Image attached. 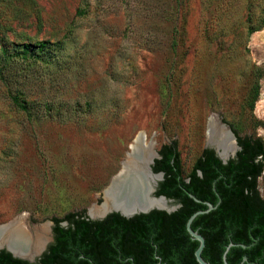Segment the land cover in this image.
I'll return each mask as SVG.
<instances>
[{"label":"rangeland","instance_id":"374dc122","mask_svg":"<svg viewBox=\"0 0 264 264\" xmlns=\"http://www.w3.org/2000/svg\"><path fill=\"white\" fill-rule=\"evenodd\" d=\"M210 117L264 140V0H0V224L87 215L139 132L186 176Z\"/></svg>","mask_w":264,"mask_h":264},{"label":"trees","instance_id":"16d2710c","mask_svg":"<svg viewBox=\"0 0 264 264\" xmlns=\"http://www.w3.org/2000/svg\"><path fill=\"white\" fill-rule=\"evenodd\" d=\"M254 90L256 100L258 85ZM232 131L239 146L234 157L224 163L212 148H203L186 176L175 140L157 150L152 170L163 171L164 178L155 194L177 199L181 206L176 211L152 210L128 218L111 212L98 220L88 219L84 212H70L53 218L56 242L38 261L31 263L0 249V264H129L122 248L129 238L146 242L149 232L158 236L154 238L157 254H132L137 264H199L194 255L198 241L188 233L186 222L195 211L205 210L207 202L213 208L191 222V228L204 238L202 258L224 264L222 254L231 242L227 264H264V198L257 189L264 140ZM62 219L67 220L66 227L57 225Z\"/></svg>","mask_w":264,"mask_h":264},{"label":"bare ground","instance_id":"6f19581e","mask_svg":"<svg viewBox=\"0 0 264 264\" xmlns=\"http://www.w3.org/2000/svg\"><path fill=\"white\" fill-rule=\"evenodd\" d=\"M206 137L207 144L217 147L224 157L236 150L229 130L215 117H210L207 121ZM153 156L154 141H147L143 132H139L130 144L120 170L113 176L112 183L103 189V202L91 207L90 211L88 209L89 213L98 216L111 208L129 211L137 207H165L163 200L149 196L158 178L148 171ZM49 225V222L31 225L24 215L16 216L0 224V244H5L26 257L34 256L49 239Z\"/></svg>","mask_w":264,"mask_h":264},{"label":"water","instance_id":"95a60500","mask_svg":"<svg viewBox=\"0 0 264 264\" xmlns=\"http://www.w3.org/2000/svg\"><path fill=\"white\" fill-rule=\"evenodd\" d=\"M228 130H229V129H228ZM229 132H230V134L232 135V137H233V139H234V143H235V145H236V150H235V152H234L233 154L229 155V156H225V157L222 156V155L220 154V152H219V150H218L217 147H215V146H213V145H209V144H207V141H206V144L208 145V147H209V148H212V149L214 150L216 156H217L218 158H220V159L222 160V162H224V163L227 162L230 158L234 157L235 154H236V151L239 149V146L237 145V141H236V138H235L233 132H232L231 130H229ZM158 157H159V154H158L157 151H155V156H153V157L151 158V165L149 166V170H148V171L150 172V174H153V175H157V176H158L157 180L155 181V187L152 189V191L150 192L149 196H150L151 198H155V199H158V198H159V199L163 200V202H164V204H165V207H166V206H167V205H166V201L168 200V198H167L166 196L162 195V194L155 195L156 185H157L158 181L162 180V178H163V172H154V171L152 170V168H151L152 164L154 163V159H155V158H158ZM111 183H112V178L110 179V183H109V185H110ZM190 196L193 197L195 200L198 201V199L195 198L193 195L190 194ZM102 202H103V196H102V201H101L99 204H101ZM206 204H207V208H206L205 210H197V211H195L194 213H192V214L189 216V218H188V220H187V222H186V229H187L188 233L190 234V236H191L193 239H196V240L198 241V246H197V248H196L195 251H194V255H195V258H196V260H197V262H198L199 264H210V263L207 262V261H205V260L202 258V256H201V251H202V249H203V247H204V238H203V236H202L201 234H199L197 231H195V230H193V229L191 228V222H192L193 218H194L197 214H200V213L206 212V211L210 210L211 208H213V205H212L211 203L207 202ZM165 207H159V206H148V207H144V208H138V207H137V208H133V209H131V210H129V211H123V210H120V209H118V208H111V209L105 210L102 214H100V215H98V216H92V215L89 213V211L87 210V216H88L89 218H91V219H102L103 217H105L106 215H108V214L111 213V212H117V213H119L120 215H122V216H124V217H131V216H133V215H135V214H139V213H147V212H149V211L152 210V209H166ZM166 210L168 211L169 208H167ZM45 245H46V244H45ZM231 245H233V243L230 242V243L226 246V248H225V250H224V252H223V254H222V259H223L224 264H227V261H226V253H227V251H228V249H229V247H230ZM0 249H5L6 251L10 252L11 255L14 256V257L21 258V259H24V260H27V261L33 262V261L37 260V259L40 257V255L42 254V252H43L44 249H45V246L43 247V249H42L39 253L35 254L34 256L32 255V256H30V257H26V256L23 255V254L16 253L14 250H12L11 248H9V247L6 246L5 244H0ZM243 260H246V256H243L242 261H243Z\"/></svg>","mask_w":264,"mask_h":264},{"label":"flooded vegetation","instance_id":"af4514ba","mask_svg":"<svg viewBox=\"0 0 264 264\" xmlns=\"http://www.w3.org/2000/svg\"><path fill=\"white\" fill-rule=\"evenodd\" d=\"M151 168H152V166H151ZM157 172H163V171H157ZM163 178H164V173H163ZM163 178H162V180H163ZM162 180L158 181V183L156 185V190L160 187V182ZM167 198H168V200L166 201V205L167 206L165 208L166 209L169 208L168 211L166 209H152V210H163V211H165L167 213H171V212L176 211L181 206L180 202L177 199L172 198V197H167ZM152 210H150V211H152ZM105 217H103L102 219H104ZM87 218L88 219H91L88 216H87ZM92 220H98V219H92ZM57 225L58 226L66 227L68 225V222H67V220L62 219V220H60V221L57 222ZM55 226L56 225H55L54 221L52 220V224L49 225V234H48L49 239L46 242L45 249L42 252V254L45 253V252H48L50 250V247L56 242V235H57V233L54 232V227ZM146 234H149V235H146V237H145L146 240H147L146 242L143 241V242H138L137 243V242L133 241L134 238H129L127 240L126 244L124 245V247L122 248V250L124 251V253L127 255L126 260L129 261V264H137V261H134V258L132 256V254H137V253L138 254H143V255H146V254L147 255L148 254H157L156 247L158 246V244H156L154 238H156L158 236L157 235L150 234V232L149 233H146ZM152 246H154V247H152ZM96 250H97V248H96ZM41 255H40V257H41ZM40 257L37 260L33 261V262L38 261L40 259ZM157 258L159 259L158 256H157ZM28 262H30V261H28ZM33 262H31V263H33ZM138 264H144V263H141L140 262ZM149 264H151V263H149ZM156 264H164V263H161L160 261H157Z\"/></svg>","mask_w":264,"mask_h":264}]
</instances>
